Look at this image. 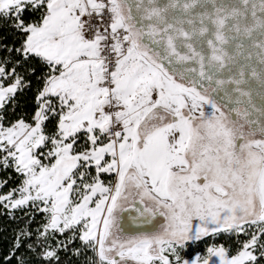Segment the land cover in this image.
Instances as JSON below:
<instances>
[{
	"label": "snow or ice",
	"instance_id": "6c2138e0",
	"mask_svg": "<svg viewBox=\"0 0 264 264\" xmlns=\"http://www.w3.org/2000/svg\"><path fill=\"white\" fill-rule=\"evenodd\" d=\"M0 215V264H264V0H0Z\"/></svg>",
	"mask_w": 264,
	"mask_h": 264
},
{
	"label": "trees",
	"instance_id": "16d2710c",
	"mask_svg": "<svg viewBox=\"0 0 264 264\" xmlns=\"http://www.w3.org/2000/svg\"><path fill=\"white\" fill-rule=\"evenodd\" d=\"M5 228H7L8 231L6 233H0V250H2L3 248H5L7 246V241L5 239V236L10 235V233H11L10 226L7 224V222L3 218V216L0 215V230H3Z\"/></svg>",
	"mask_w": 264,
	"mask_h": 264
},
{
	"label": "rangeland",
	"instance_id": "374dc122",
	"mask_svg": "<svg viewBox=\"0 0 264 264\" xmlns=\"http://www.w3.org/2000/svg\"><path fill=\"white\" fill-rule=\"evenodd\" d=\"M203 247H204V245H203V244H201V245H200V248L202 249Z\"/></svg>",
	"mask_w": 264,
	"mask_h": 264
}]
</instances>
